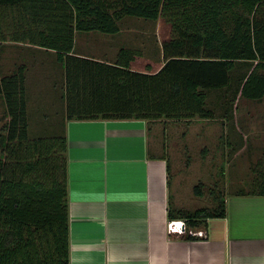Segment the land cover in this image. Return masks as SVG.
Listing matches in <instances>:
<instances>
[{
    "label": "trees",
    "instance_id": "1",
    "mask_svg": "<svg viewBox=\"0 0 264 264\" xmlns=\"http://www.w3.org/2000/svg\"><path fill=\"white\" fill-rule=\"evenodd\" d=\"M125 17L171 25L159 69H135L142 53L129 47L113 63L76 55V32L117 34ZM9 41L55 52L64 69L66 120L188 122L218 117L208 100L214 92L224 94L226 107L240 96L264 99V0H0V43ZM0 98L6 118L0 123V264H70L66 123L33 130L26 64L0 71ZM251 171L250 189L238 193L264 195V153ZM217 185L213 203L194 212L177 208L170 195L169 222H187L176 234L193 238L190 229L227 215ZM203 187L196 186L197 195Z\"/></svg>",
    "mask_w": 264,
    "mask_h": 264
},
{
    "label": "crops",
    "instance_id": "2",
    "mask_svg": "<svg viewBox=\"0 0 264 264\" xmlns=\"http://www.w3.org/2000/svg\"><path fill=\"white\" fill-rule=\"evenodd\" d=\"M124 34L123 27L113 35L76 32L74 51L113 63L127 46L120 43H126ZM12 49L14 57L9 56ZM20 64L27 65L32 123H66L70 264H264V195L233 192L226 197L225 217L208 220L193 238L172 233L170 161L150 152V121L66 120L64 92L56 109V99L45 107L29 90L38 71L43 77L58 76L65 88L55 52L23 42L0 43L1 74Z\"/></svg>",
    "mask_w": 264,
    "mask_h": 264
},
{
    "label": "rangeland",
    "instance_id": "3",
    "mask_svg": "<svg viewBox=\"0 0 264 264\" xmlns=\"http://www.w3.org/2000/svg\"><path fill=\"white\" fill-rule=\"evenodd\" d=\"M121 26L126 40V43L120 42L122 46L127 45L126 47L142 53L133 67L149 70L148 63L154 68L161 66L164 62L163 42L171 36V25L164 18L146 20L125 17ZM10 53L9 56L14 57L16 50L12 49ZM142 57L144 59H141ZM48 64L47 62L46 67ZM47 69L51 71L50 68ZM43 74L45 73L42 71L36 72L30 93L35 101H43L41 105L45 107L56 99L53 106L57 109L58 103H62L61 93L65 92V88L58 76L43 77ZM52 82L55 83V91ZM208 100L214 105L218 117H196L189 123L186 120L166 118L150 121V152L169 157L172 202L186 213L210 206L214 198L211 189L216 184H219L217 186L224 191L226 197H231L233 192L243 188L250 189L249 179L253 177L251 168L264 153V99L250 100L240 96L237 101H232L233 103L226 107L227 105L222 106L226 101L224 94L214 92ZM41 110L43 109L40 108ZM226 114L233 115L235 119L225 120L220 117ZM1 120L5 121L6 118L0 101V123ZM46 123L41 127L33 122L32 128L34 131L39 128L50 132L56 124ZM199 184H204L202 195H197L195 190ZM171 228L172 232H184L187 222L184 219H175L171 222Z\"/></svg>",
    "mask_w": 264,
    "mask_h": 264
},
{
    "label": "built area",
    "instance_id": "4",
    "mask_svg": "<svg viewBox=\"0 0 264 264\" xmlns=\"http://www.w3.org/2000/svg\"><path fill=\"white\" fill-rule=\"evenodd\" d=\"M170 228H171V223H170ZM171 230H172V228H171ZM185 230H186V228L184 229V231H185ZM189 233L195 235V234H198L199 232L196 231V230L194 231V230L190 229V230H189Z\"/></svg>",
    "mask_w": 264,
    "mask_h": 264
}]
</instances>
